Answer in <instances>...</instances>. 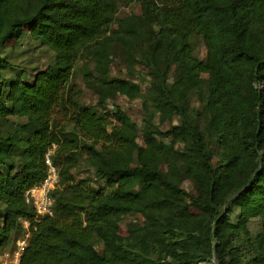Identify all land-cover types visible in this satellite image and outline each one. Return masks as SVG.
Returning <instances> with one entry per match:
<instances>
[{"label":"trees","instance_id":"trees-1","mask_svg":"<svg viewBox=\"0 0 264 264\" xmlns=\"http://www.w3.org/2000/svg\"><path fill=\"white\" fill-rule=\"evenodd\" d=\"M118 4L133 5L130 14L116 19ZM27 6L0 0V44L13 45L26 31L54 53V62L11 80L7 104L0 82V122L26 118L0 133V252L25 219L31 234L19 264H163L167 258L197 264L212 256L216 264H264V87L257 85L264 83V0H33ZM193 34L203 37V60L193 54ZM113 44L128 73L136 64L149 71L146 90L109 78ZM83 58L94 61L82 80L97 108L81 105L82 88L71 83ZM192 93L201 111L190 105ZM143 94L140 134L119 106L104 107L118 95ZM201 114L220 147L217 156L197 128ZM50 150L58 168L53 215L37 216L25 192L45 176ZM81 166L89 177L78 179ZM186 179L190 191L181 186ZM126 215L134 221L121 226ZM251 218L262 227L254 236Z\"/></svg>","mask_w":264,"mask_h":264},{"label":"rangeland","instance_id":"rangeland-1","mask_svg":"<svg viewBox=\"0 0 264 264\" xmlns=\"http://www.w3.org/2000/svg\"><path fill=\"white\" fill-rule=\"evenodd\" d=\"M24 5H28L27 8L31 9L33 7V0H23ZM133 5L124 6L118 4L115 18L120 19L126 17L130 14ZM190 45L193 51V54L196 58L203 60L206 56V48L204 44L203 37L199 34H193L190 36ZM110 58L111 63L109 65V78L119 77L124 78L126 80H130L132 82L138 83L142 86L143 90H146L150 81H151V74L148 70L139 67L138 64L134 65L133 73H128L126 70L125 65V56L122 52V49L119 45L113 44L110 47ZM54 62V53L45 45L41 44L39 41L32 39L28 32L23 31L21 33L20 38L18 41L13 45H4L0 44V63L4 65L3 68L0 67V82L3 84V96L2 101L7 104L4 100V95L7 91V84L13 80L15 77H25L26 70L31 67H38L44 68ZM94 67V61L89 58L80 59L74 66V73L71 79V83L79 86L82 88V93L78 99L79 103L83 106H91L97 108V96L94 92L90 89L84 87L82 75L86 70H92ZM174 78V75L170 73L169 81L171 82ZM259 87H264L263 84H257ZM205 93V89L202 90V96ZM148 97L146 94H143L140 98L128 99L124 96H116L113 99H107L105 102V109L112 110L116 106H119L127 115L129 116L130 120L133 121L136 125L137 131L140 134L141 126L144 124V112H143V104L145 98ZM190 105L195 109L201 111L202 109V101L197 98V95L192 93L189 97ZM199 100V104L197 102ZM99 112H101V108H98ZM157 118V119H156ZM173 124L179 123V119L177 116H173L171 119ZM26 122L25 117H18V116H8L6 117L5 121L0 122V130L1 134L7 133L14 125L22 124ZM158 122V114L154 115V123ZM207 122L208 117L204 114H201L196 118L197 128L200 132L205 134V138L212 144L213 150L215 151L216 156L220 152V147L216 145L215 141H213V136L207 131ZM168 127V124L165 123L161 126L162 130H165ZM140 142V139H138ZM165 143L168 141L164 140ZM175 150H181L183 145L176 144L174 146ZM135 158V152L133 153ZM91 174L87 168L81 166L78 171V179H82L85 177H89ZM91 186L95 188H101L99 183L96 181L91 182ZM181 186L190 191L192 187V183L190 180L186 179L182 182ZM104 190V188H102ZM107 191V189H105ZM235 209H232L230 218L233 219L235 217ZM134 221V217L132 215L123 216L122 219L119 220L121 226H127ZM247 228L251 235H256L262 231L261 222L258 218H251L247 223ZM16 237V236H15ZM14 237V238H15ZM15 240V239H14ZM94 246L101 250V243L95 241ZM14 247L13 239H10L8 245H6V250H10ZM4 248V249H5ZM2 251L0 252V254ZM168 258L165 259L163 264H169ZM197 264H216L214 257L209 261L199 262Z\"/></svg>","mask_w":264,"mask_h":264},{"label":"built area","instance_id":"built-area-1","mask_svg":"<svg viewBox=\"0 0 264 264\" xmlns=\"http://www.w3.org/2000/svg\"><path fill=\"white\" fill-rule=\"evenodd\" d=\"M51 152L45 154L46 174L41 182L25 192L37 216L53 215L52 198L50 192L58 183V168L51 160ZM22 231L14 241V247L0 254V264H19L31 234V224L28 220H21ZM34 228V227H33Z\"/></svg>","mask_w":264,"mask_h":264}]
</instances>
